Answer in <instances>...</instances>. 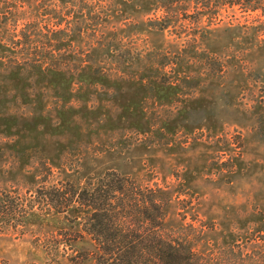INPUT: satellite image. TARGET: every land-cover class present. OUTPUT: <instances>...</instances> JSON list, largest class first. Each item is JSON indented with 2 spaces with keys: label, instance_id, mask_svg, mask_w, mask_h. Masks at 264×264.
<instances>
[{
  "label": "rangeland",
  "instance_id": "374dc122",
  "mask_svg": "<svg viewBox=\"0 0 264 264\" xmlns=\"http://www.w3.org/2000/svg\"><path fill=\"white\" fill-rule=\"evenodd\" d=\"M169 13L157 0H0V194L30 201L115 171L162 187L166 228L193 232L194 250L264 256V27L237 9L216 25ZM26 216L0 220V264H51L43 239L81 230L83 213Z\"/></svg>",
  "mask_w": 264,
  "mask_h": 264
},
{
  "label": "trees",
  "instance_id": "16d2710c",
  "mask_svg": "<svg viewBox=\"0 0 264 264\" xmlns=\"http://www.w3.org/2000/svg\"><path fill=\"white\" fill-rule=\"evenodd\" d=\"M157 1L167 15L171 10L185 14L193 8L198 15L196 23L206 15L211 25L219 24L223 10L237 9L256 15V30L264 27V0ZM162 20L159 28L167 29L169 17ZM46 188L38 187L30 201L0 194V220L21 224L35 206L59 214L76 207L83 213L71 219L72 224L80 221L81 230H61L43 239L51 264H264L261 251L248 253L241 243L206 253L194 250L190 246L193 232H170L166 228L170 199L160 186H143L130 176L110 171L100 179L87 181L83 188L71 181ZM85 237L92 241L93 250L75 249L74 243Z\"/></svg>",
  "mask_w": 264,
  "mask_h": 264
}]
</instances>
